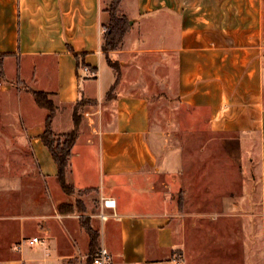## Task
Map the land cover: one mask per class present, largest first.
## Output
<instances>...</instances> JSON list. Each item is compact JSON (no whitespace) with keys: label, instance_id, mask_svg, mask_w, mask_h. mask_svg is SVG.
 Masks as SVG:
<instances>
[{"label":"crops","instance_id":"0c3cea01","mask_svg":"<svg viewBox=\"0 0 264 264\" xmlns=\"http://www.w3.org/2000/svg\"><path fill=\"white\" fill-rule=\"evenodd\" d=\"M119 12L128 29L104 51L103 0H0L4 69L30 81L41 71L37 90L56 105L53 131L76 130L68 182L115 199L118 218L101 202L89 214L99 245L112 264H264V0H120ZM178 109L227 143L242 173L237 193L216 197L200 176L190 187L201 196L187 197ZM62 115L66 127L56 131ZM41 131L39 122L29 128L35 167L24 201L22 170H0V264H66L79 258L84 236L88 246L73 215L57 209L67 201ZM255 174L259 197H239ZM33 236L42 243L24 241Z\"/></svg>","mask_w":264,"mask_h":264},{"label":"rangeland","instance_id":"374dc122","mask_svg":"<svg viewBox=\"0 0 264 264\" xmlns=\"http://www.w3.org/2000/svg\"><path fill=\"white\" fill-rule=\"evenodd\" d=\"M113 0H103V6L107 10L110 8ZM120 13V12H119ZM108 26V25H104ZM12 65H15V60H10ZM114 63L118 64L117 61ZM4 58H0V65L2 68V74L0 73V122L2 120H8L10 124L0 125V129L4 128L3 134H0V170L4 168L5 171L12 169L22 170L20 176L22 178L21 198L22 201L26 199L25 193H29L30 187L28 182L33 176V170L35 167L34 158L29 149V128L33 123H43L47 111L36 105L32 95L28 89L40 88L37 83L40 78L41 71H37L36 77L33 81H30L25 74H22L23 79H19L12 69H4ZM14 69V68H13ZM52 98V96H50ZM165 111H172L169 108ZM178 113L176 129V140L183 146L184 159H185V181L186 182V195L192 197H200L202 190H197L190 187L198 177L202 176L203 182H212L214 185L213 193L216 197L227 196L238 192L237 184L241 180L242 173L239 171L237 159L230 154H227L225 150L230 149L227 147V143L221 140L220 135H214L211 137L205 133L202 127L195 129L196 127L191 124V120H187L188 112L184 109H178L175 111ZM63 116V115H62ZM59 116L55 121V130L64 131L65 120L64 116ZM180 116V117H179ZM186 116V117H185ZM62 119V120H60ZM61 122L62 127H59ZM62 129V130H61ZM55 133V132H54ZM56 134V133H55ZM62 135V134H57ZM15 140V141H14ZM14 144V146H12ZM228 151V150H227ZM243 162L248 164V158H242ZM244 165V164H243ZM206 167L213 168L215 171L220 172L206 173L203 169ZM250 164L247 166L249 170ZM207 169V168H206ZM200 170L202 172H200ZM246 176V174H245ZM223 186V187H222ZM239 197L245 198H258L259 197V185L258 178L255 174L254 178H250L245 183L244 188L241 190ZM60 195L67 203L75 204V201L80 200L85 206V213L80 214L78 211L71 213L73 223L79 228V217H88L89 222L93 228H96L95 219L91 220L89 214L95 213L99 205L100 199L97 192L86 189H75L73 187L72 193L65 194L60 188ZM17 193V192H16ZM169 197L177 200V191H170ZM16 195V194H15ZM126 207H129L128 205ZM218 212V209H213ZM81 230V229H80ZM29 231V230H27ZM83 232V231H82ZM84 249L80 251L79 258L69 259L66 264H88L87 253L88 246L86 245L85 236L83 238ZM35 247L27 244L24 246L25 252H32Z\"/></svg>","mask_w":264,"mask_h":264},{"label":"trees","instance_id":"16d2710c","mask_svg":"<svg viewBox=\"0 0 264 264\" xmlns=\"http://www.w3.org/2000/svg\"><path fill=\"white\" fill-rule=\"evenodd\" d=\"M120 0H113L110 8L108 9L109 20L108 29L102 35L101 47L104 51L115 50L120 45L123 37L128 29V19L121 13H119ZM4 54H0V58H3ZM108 64L111 67H116L113 62L108 60ZM0 73L2 74V68L0 65ZM113 89V87H112ZM32 95L36 105L47 111L46 116L42 123V131L39 137L43 144L48 148L54 162L57 166L56 182L60 186L61 190L65 194L72 193L73 185L68 182L66 174L69 166V157L71 155V148L76 139V130L73 129L62 135H57L52 129V120L56 111V105L53 99L50 97V92L28 89ZM111 91V90H110ZM84 103L83 100L78 101L73 108V122L77 125L79 116L77 111L79 107ZM93 190L92 188H89ZM57 209L60 213H73L78 211L80 214L85 213V206L80 200L75 201V204L62 202L58 204ZM88 217H79V224L88 235V253L87 263L91 264V255L99 246V231L94 229Z\"/></svg>","mask_w":264,"mask_h":264},{"label":"built area","instance_id":"2783aa9c","mask_svg":"<svg viewBox=\"0 0 264 264\" xmlns=\"http://www.w3.org/2000/svg\"><path fill=\"white\" fill-rule=\"evenodd\" d=\"M107 29L108 27L103 26L101 28V33L104 34L107 31ZM83 71L90 78H93L97 75L96 70L88 66H84ZM100 202L103 208L112 209V216L114 218H118L115 212L116 202L113 197L101 196ZM97 216L99 217L100 220L104 221L108 218L109 215L101 211L97 214ZM24 241H27L29 244L42 243V241L37 236H33L29 240H24ZM91 264H112L111 254L108 251V249L102 245H99L94 251V253L91 255Z\"/></svg>","mask_w":264,"mask_h":264}]
</instances>
